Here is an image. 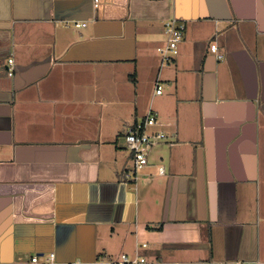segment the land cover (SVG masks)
<instances>
[{
  "label": "crops",
  "instance_id": "1",
  "mask_svg": "<svg viewBox=\"0 0 264 264\" xmlns=\"http://www.w3.org/2000/svg\"><path fill=\"white\" fill-rule=\"evenodd\" d=\"M149 108L165 142L126 180ZM142 243L154 264H264V0H0V264Z\"/></svg>",
  "mask_w": 264,
  "mask_h": 264
},
{
  "label": "built area",
  "instance_id": "2",
  "mask_svg": "<svg viewBox=\"0 0 264 264\" xmlns=\"http://www.w3.org/2000/svg\"><path fill=\"white\" fill-rule=\"evenodd\" d=\"M98 0H93L94 6ZM79 23H74L78 27ZM83 25V24H82ZM185 31V22L178 19H169L164 23L163 32L165 34V42L156 47V52L160 58L159 67L168 64L178 54V44L182 39ZM209 51L216 55L217 58L222 56L217 53V45L212 42L209 45ZM11 63V60H8ZM155 93L160 94L161 84L158 80L154 83ZM156 113L152 109H147L144 115L127 125L122 133L125 149L129 152L131 168L124 172L123 176L126 180L135 178L136 172L144 168L148 164V155L151 148L162 142L166 138L165 133L160 129ZM146 243H142L134 250L133 257L127 254H121L119 260L115 264H154V262L145 259L140 250L147 248ZM31 264H81L80 261L72 262L57 261L53 252L47 253L42 260L38 256L30 258Z\"/></svg>",
  "mask_w": 264,
  "mask_h": 264
},
{
  "label": "rangeland",
  "instance_id": "3",
  "mask_svg": "<svg viewBox=\"0 0 264 264\" xmlns=\"http://www.w3.org/2000/svg\"><path fill=\"white\" fill-rule=\"evenodd\" d=\"M162 142H165V139H163ZM128 164H129V160H128ZM130 188L132 189V187H130ZM126 251H127L126 253H128V255H127L128 257H133V254H132L133 251H132V249H129V250H126ZM113 260L116 262L117 260H119V258L117 260L116 259H113Z\"/></svg>",
  "mask_w": 264,
  "mask_h": 264
}]
</instances>
